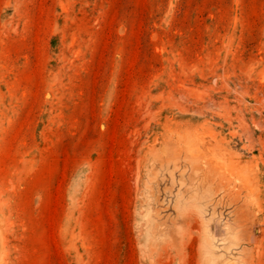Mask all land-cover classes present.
Returning a JSON list of instances; mask_svg holds the SVG:
<instances>
[{"label": "rangeland", "instance_id": "1", "mask_svg": "<svg viewBox=\"0 0 264 264\" xmlns=\"http://www.w3.org/2000/svg\"><path fill=\"white\" fill-rule=\"evenodd\" d=\"M0 264H264V0H0Z\"/></svg>", "mask_w": 264, "mask_h": 264}]
</instances>
